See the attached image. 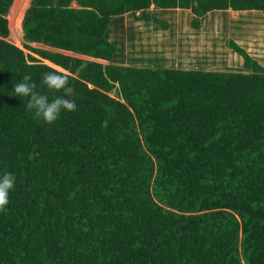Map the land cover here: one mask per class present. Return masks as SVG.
<instances>
[{
  "label": "trees",
  "instance_id": "trees-1",
  "mask_svg": "<svg viewBox=\"0 0 264 264\" xmlns=\"http://www.w3.org/2000/svg\"><path fill=\"white\" fill-rule=\"evenodd\" d=\"M13 2L0 0V175L16 177L0 264H264V67L233 42L238 70L128 65L122 29L128 14L166 31L158 14L176 9L199 29L213 12L264 15V0H31L23 48L8 41ZM52 70L77 107L48 124L14 87L30 74L62 96L40 83Z\"/></svg>",
  "mask_w": 264,
  "mask_h": 264
},
{
  "label": "rangeland",
  "instance_id": "rangeland-1",
  "mask_svg": "<svg viewBox=\"0 0 264 264\" xmlns=\"http://www.w3.org/2000/svg\"><path fill=\"white\" fill-rule=\"evenodd\" d=\"M30 3L31 0H14L7 16L8 41L19 48H23L24 42L20 22ZM71 6L76 7L74 3ZM158 17L168 22V30L135 22L128 14L123 16L128 65L183 70H238L243 60L229 48V42H233L264 67V15L261 12L227 10L209 13L201 20L199 29L191 25L190 10H169L159 13ZM118 33L111 34V39ZM31 46L45 48L36 44Z\"/></svg>",
  "mask_w": 264,
  "mask_h": 264
},
{
  "label": "clouds",
  "instance_id": "clouds-1",
  "mask_svg": "<svg viewBox=\"0 0 264 264\" xmlns=\"http://www.w3.org/2000/svg\"><path fill=\"white\" fill-rule=\"evenodd\" d=\"M49 92H63L62 96H53L38 92L37 84L32 81L30 74H24L19 83L15 84L14 94L21 98H28L25 107L33 112L34 118L40 119L45 123L55 122L62 110L69 112L76 110V102L72 98L74 89L69 85L67 75L56 70L43 73L40 81ZM107 127V121L103 124ZM16 177L10 172L0 175V210H3L9 203V192L15 186Z\"/></svg>",
  "mask_w": 264,
  "mask_h": 264
}]
</instances>
